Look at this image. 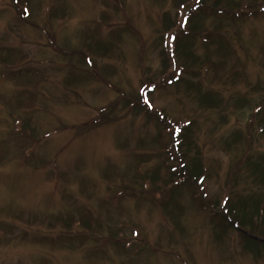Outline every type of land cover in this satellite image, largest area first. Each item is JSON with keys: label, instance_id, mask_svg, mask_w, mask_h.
<instances>
[{"label": "rangeland", "instance_id": "374dc122", "mask_svg": "<svg viewBox=\"0 0 264 264\" xmlns=\"http://www.w3.org/2000/svg\"><path fill=\"white\" fill-rule=\"evenodd\" d=\"M180 1L0 0V264H264L223 219L264 197V0ZM181 40L204 69L177 84ZM199 80L248 104L200 108ZM125 95L141 114L94 123ZM187 133L189 186L170 176Z\"/></svg>", "mask_w": 264, "mask_h": 264}, {"label": "trees", "instance_id": "16d2710c", "mask_svg": "<svg viewBox=\"0 0 264 264\" xmlns=\"http://www.w3.org/2000/svg\"><path fill=\"white\" fill-rule=\"evenodd\" d=\"M186 0H181V3H184ZM227 4L228 7H234L235 3L233 0H215V4L222 5L223 3ZM180 4V3H179ZM225 4V6H226ZM220 10V9H219ZM230 13L227 8L223 10V12ZM195 25V30L197 31L198 28V23H194ZM190 38V37H189ZM193 42L192 40H190ZM189 41H180L176 47H175V56L177 58V73L180 72L181 79L182 76L185 73H189L191 76H194L197 78L198 76L201 75L203 69L197 70L194 66L199 63L200 57L198 55H195V53L191 54H186V51L188 52L187 48V43ZM96 48L95 50H99V48L105 49L108 48L107 45L101 41H95L94 42ZM66 51V49L62 50ZM7 56V55H6ZM9 56V55H8ZM13 56H9L7 58H4L3 60L0 59L1 62L8 64V63H14L15 60L13 59ZM88 63L92 64V61L90 59H87ZM202 62V61H201ZM10 66V65H9ZM178 66L180 68H178ZM201 66H205V64L202 62ZM92 67V66H91ZM184 68V70L182 69ZM168 68H167V63L164 62L162 64V68L160 71L156 72V79H158V82L162 80L163 78L168 80L166 78L168 75ZM93 72L96 74L98 71H96L93 68ZM184 72V73H183ZM95 73H93L95 75ZM97 77H100L99 74H97ZM154 76V77H155ZM184 79L180 80L178 78L177 84H180L183 82ZM154 83V81H152ZM197 89L200 90L201 92L199 93L200 98H197L198 100V105L200 108L204 109H214V108H219L221 107L222 110L230 109V107H235V108H243V106H246L248 104L247 99L244 97H238V98H232L230 100H224L222 97L219 95L213 93L215 92L214 90L211 89H206L204 87V82L202 80H199L198 83H196ZM202 89V90H201ZM206 89V90H205ZM140 96V100L136 101L137 98L135 96H120L119 100L116 102L112 103L109 107L105 108L102 110L97 117L96 121L94 122L95 124H105L109 123V120L113 119L114 121L117 120H122V118L127 117V116H138L143 112L142 110V96ZM224 110V111H226ZM124 112V113H123ZM147 115H149V112L145 111ZM123 113V114H122ZM252 117L256 118L260 117L261 121L264 123V98L261 99V105L257 108V111L254 110ZM190 127V125H189ZM183 129L185 132L188 130L190 132V128ZM263 135H264V130H262ZM182 136V135H181ZM187 138H188V133L187 135L183 134L181 137V140L184 141V144L181 145L178 150L179 155H178V160H179V165L177 163V159H170L171 163H177V165H172V173H171V182H182L180 184H188L193 185V183H200V181H204V179L207 176V172L205 169V164L203 161V157L201 152L197 151V155L194 157L191 156V151L192 147L190 146L189 142L187 143ZM264 163V160L262 161ZM260 173L262 175V181L264 184V165H256L255 166V172L254 173ZM255 175V174H253ZM169 182V183H171ZM154 193V192H153ZM264 197L262 194H260L257 197L253 198V201L251 202L252 204V209H248L249 204H246L245 201H241L240 203H236L235 205H231L224 213L223 219L226 222V226H230L231 228H241L243 231L240 232L242 233L244 239L247 240V247L252 249V250H264V241H261L256 238H260L264 240Z\"/></svg>", "mask_w": 264, "mask_h": 264}]
</instances>
